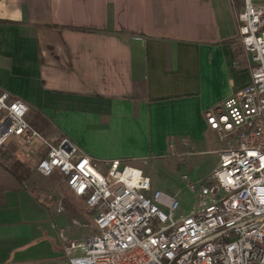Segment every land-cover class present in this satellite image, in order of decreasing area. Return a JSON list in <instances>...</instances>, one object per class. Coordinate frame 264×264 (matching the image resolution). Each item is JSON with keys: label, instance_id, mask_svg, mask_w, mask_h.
<instances>
[{"label": "crops", "instance_id": "1", "mask_svg": "<svg viewBox=\"0 0 264 264\" xmlns=\"http://www.w3.org/2000/svg\"><path fill=\"white\" fill-rule=\"evenodd\" d=\"M241 4L0 0V90L26 103L29 122L42 117L44 135L70 138L98 163L163 156L181 137L205 143L209 132L219 142L203 111L249 81ZM8 144L12 161L0 156V264H65L60 216L41 184L49 177L36 172L35 189V171ZM23 166L34 172L20 180L10 169Z\"/></svg>", "mask_w": 264, "mask_h": 264}, {"label": "built area", "instance_id": "2", "mask_svg": "<svg viewBox=\"0 0 264 264\" xmlns=\"http://www.w3.org/2000/svg\"><path fill=\"white\" fill-rule=\"evenodd\" d=\"M241 1L250 78L203 111L222 147L205 180L181 175L195 195L186 213L177 215L178 198L153 188L141 168L98 163L70 138L44 135L27 120L26 103L0 90V150L12 142L18 160L44 177L58 173L94 213L93 232L59 231L65 264H264V0Z\"/></svg>", "mask_w": 264, "mask_h": 264}, {"label": "rangeland", "instance_id": "3", "mask_svg": "<svg viewBox=\"0 0 264 264\" xmlns=\"http://www.w3.org/2000/svg\"><path fill=\"white\" fill-rule=\"evenodd\" d=\"M35 115V112L33 113ZM10 150L15 148L8 144ZM222 145L216 142L213 133L209 132L205 143H193L189 145H175L170 152L163 156L140 159H125L124 161L141 168L148 175L153 188L161 189L164 192L174 195L179 200V209L177 215L186 213L190 210L195 195L187 186V181L181 175L187 174L191 182L205 180L210 174L212 167L217 161L215 148ZM22 170L32 174V170L23 166ZM55 173L49 176L41 184L46 188L49 194L53 195V202L56 211L60 216L58 227L63 230L75 231L79 235H86L93 232L94 213L85 209L84 202L80 198H74L59 182V174ZM40 176L34 172L32 184L35 189L39 186ZM55 184L59 187L53 189ZM50 185H52L50 187ZM72 197V198H71Z\"/></svg>", "mask_w": 264, "mask_h": 264}, {"label": "trees", "instance_id": "4", "mask_svg": "<svg viewBox=\"0 0 264 264\" xmlns=\"http://www.w3.org/2000/svg\"><path fill=\"white\" fill-rule=\"evenodd\" d=\"M53 26V25H52ZM70 28L75 29V30H81V31H95L96 29L94 28H87V27H82V26H70ZM38 121V120H37ZM29 122L34 128H36L37 130H40L41 127H39V125H37V123L39 124H43L45 121L42 119L38 121V122ZM0 156L5 157L6 159H9V161H12L13 157L11 156V154L6 151L5 149L0 150ZM8 167V166H7ZM10 171L16 175L20 180H25L29 177L28 172H24L22 170H18L16 168L14 169H10Z\"/></svg>", "mask_w": 264, "mask_h": 264}]
</instances>
